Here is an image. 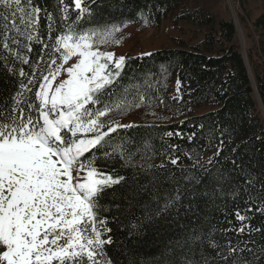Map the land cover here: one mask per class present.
<instances>
[{
    "label": "trees",
    "instance_id": "1",
    "mask_svg": "<svg viewBox=\"0 0 264 264\" xmlns=\"http://www.w3.org/2000/svg\"><path fill=\"white\" fill-rule=\"evenodd\" d=\"M222 1L85 0L93 22L84 27L160 26L171 15L175 27L190 26L196 39L193 43L177 39L172 46L126 55L112 88L114 101L124 98L125 87L129 101L140 93L141 102L131 109L142 111L137 122L119 120L132 127L110 134L113 144H123L130 161L125 163L116 155L97 161L101 171L125 178L105 190L97 214L98 228L103 231L99 221L105 220L112 229L102 238L112 237L114 243L106 245L105 252L113 264H185L188 260L203 264L202 257L209 264H230L229 249L247 258L248 250L264 247V120L257 110L237 26L217 10ZM235 1L251 19L250 25L243 26L250 27L248 56L264 105V0ZM32 4L42 9L34 29L20 23L14 7L0 5V99L14 95L21 80L27 85L33 75L47 74L48 67H55L51 59L61 62L53 53L55 37L66 23L63 13L56 0H32ZM21 6L27 8L26 0H21ZM43 9L53 17L51 33ZM75 12L70 5L73 20ZM13 19L19 33L12 28ZM29 35L34 39L29 40ZM5 42L11 51L4 48ZM20 68L26 77L13 75ZM28 87L33 93L36 90ZM177 191V204L157 214ZM237 213L245 219L239 220ZM194 236L201 238L190 239Z\"/></svg>",
    "mask_w": 264,
    "mask_h": 264
},
{
    "label": "snow or ice",
    "instance_id": "2",
    "mask_svg": "<svg viewBox=\"0 0 264 264\" xmlns=\"http://www.w3.org/2000/svg\"><path fill=\"white\" fill-rule=\"evenodd\" d=\"M26 2L27 8L21 6V0H0V5L14 7L13 15L20 13V23L34 29L42 9L33 6L32 0ZM56 2L66 22L54 43L53 55L58 54L61 62L51 59L50 64L55 67H48L47 74L39 78L33 75L27 85L21 80L14 95L0 99V262L113 264L105 252V246L114 243L112 237L102 238L112 229L101 220L99 223L104 225L101 231L97 227V214L105 190L121 184L125 178L101 171L97 161L116 155L128 163L130 155L123 144L111 142L110 134L132 126L121 125L119 121L105 124L102 118L111 112L122 115L138 106L140 93L129 101L125 87L123 99H112V88L120 78L126 58L101 51L99 45L114 42L120 27L116 24L84 27L93 22L92 10L85 0ZM70 5L76 10L74 20ZM43 11L50 21L51 33L55 30L53 17L47 9ZM141 17L147 19L143 12ZM11 25L20 32L14 19ZM8 39L5 35V41ZM28 39L34 37L29 35ZM13 42L19 43L14 38ZM3 46L11 51L7 42ZM73 58L75 62L69 64ZM20 59L28 63L27 58ZM62 72H66L67 78L54 87L53 82ZM13 75L28 74L20 68ZM28 85L36 89L34 93ZM172 163L177 161L174 159ZM179 200L177 191L175 196L168 197L163 208L157 209V214L167 212ZM237 217L245 219L238 213ZM236 251L229 249L228 255L233 257L230 264H264V247L248 250L247 258L235 256ZM202 261L209 264L207 257H202ZM185 264L201 262L188 260Z\"/></svg>",
    "mask_w": 264,
    "mask_h": 264
},
{
    "label": "rangeland",
    "instance_id": "3",
    "mask_svg": "<svg viewBox=\"0 0 264 264\" xmlns=\"http://www.w3.org/2000/svg\"><path fill=\"white\" fill-rule=\"evenodd\" d=\"M219 12L226 19L233 20L237 26V40L239 43L240 50L245 57L246 63L248 65L249 73L254 87V98L257 101V110L260 116L264 120V105L262 103L254 74L253 67L248 56V51L252 46V38L249 37L250 27L243 26L244 23L250 25L249 17H245L243 11L239 7L238 3L235 0H223L221 7H218ZM246 19L245 22L241 20V17ZM173 20V17L170 15L166 20L162 22L160 26H152L147 23L141 24H130L123 27H120V31L115 33L114 42H109L107 44H100L99 48L101 51L113 52L117 57L139 54L142 52H147L162 46H172L175 43V40L181 39L182 41H192L195 42L193 37V32L190 26L185 24H178ZM179 40V42H181ZM178 42V43H179ZM75 62V58L69 61V64ZM68 65H65V69ZM66 72H62L60 76L57 77V80L53 82L55 87L60 80L65 79ZM140 110L130 109L124 114H119L117 112L109 113V115L103 117L104 119H114L122 123L129 124L139 121V112ZM148 114V113H147ZM85 173H80L84 175ZM98 227V223H97ZM2 264V262H0Z\"/></svg>",
    "mask_w": 264,
    "mask_h": 264
},
{
    "label": "water",
    "instance_id": "4",
    "mask_svg": "<svg viewBox=\"0 0 264 264\" xmlns=\"http://www.w3.org/2000/svg\"><path fill=\"white\" fill-rule=\"evenodd\" d=\"M241 20H242L243 22L246 21V19H245L243 16L241 17ZM248 20H250V17L248 18Z\"/></svg>",
    "mask_w": 264,
    "mask_h": 264
}]
</instances>
